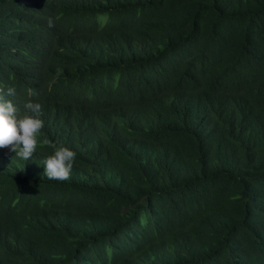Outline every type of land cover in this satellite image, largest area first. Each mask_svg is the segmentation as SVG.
<instances>
[{"label": "trees", "instance_id": "trees-1", "mask_svg": "<svg viewBox=\"0 0 264 264\" xmlns=\"http://www.w3.org/2000/svg\"><path fill=\"white\" fill-rule=\"evenodd\" d=\"M0 86V264H264V0H0Z\"/></svg>", "mask_w": 264, "mask_h": 264}, {"label": "clouds", "instance_id": "clouds-1", "mask_svg": "<svg viewBox=\"0 0 264 264\" xmlns=\"http://www.w3.org/2000/svg\"><path fill=\"white\" fill-rule=\"evenodd\" d=\"M49 26L52 22L49 21ZM14 87L0 86V149L7 148L22 160H29L36 152L38 138L44 123L39 117L42 115V105L31 101L24 105L23 116L17 115V108L7 99L15 96ZM43 144L54 149L52 155L44 161V175L49 180L65 181L70 178L76 153L69 148L53 143L46 137Z\"/></svg>", "mask_w": 264, "mask_h": 264}]
</instances>
